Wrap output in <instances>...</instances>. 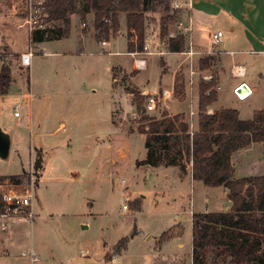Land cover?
<instances>
[{
  "label": "rangeland",
  "instance_id": "1",
  "mask_svg": "<svg viewBox=\"0 0 264 264\" xmlns=\"http://www.w3.org/2000/svg\"><path fill=\"white\" fill-rule=\"evenodd\" d=\"M22 4L21 0H0V67L7 63L13 79L9 92L0 95V130L10 138L8 158L0 159V177L20 174V184L25 185L33 175L34 218L31 225L8 221L7 264H190L191 217L193 222L195 212L206 204L208 211L224 210L225 188L199 189L189 179L181 180L176 168L139 166L146 153L144 136L137 132L139 118L159 116L166 107L157 103L156 111L148 113L147 97H143L134 115L123 89L133 92L135 85L155 94L168 85L170 76L161 75L165 63L159 62L158 50L170 36H181L178 30L170 34V26L175 28L180 21L181 9L176 10L179 21L168 24L164 38L161 10L147 15L144 43L155 41L157 47L129 55L133 64L150 61L139 72L137 67L132 71L131 60L124 54V27L122 37L117 34V41L101 50L102 41L96 40L91 20L83 25L73 15L67 34L58 35L55 31L62 25L51 23L48 39L32 44L22 26ZM172 6L170 0V14ZM218 29V21H206L200 29L205 43ZM89 39L94 43L83 45ZM29 50L35 55L30 66L23 67L20 56ZM107 50L119 55H108ZM137 72L130 81L133 85L128 84V77ZM204 77L196 80L197 103L199 83L208 82ZM248 102L236 100L227 89L219 94V103L225 107L245 110ZM182 107L189 111L190 102ZM192 107L195 110V101ZM38 159L40 167L35 169ZM235 175H264V146H254ZM135 201L140 202L139 210L131 208ZM123 238H127L125 249L106 260ZM31 250L38 252L33 263Z\"/></svg>",
  "mask_w": 264,
  "mask_h": 264
},
{
  "label": "trees",
  "instance_id": "2",
  "mask_svg": "<svg viewBox=\"0 0 264 264\" xmlns=\"http://www.w3.org/2000/svg\"><path fill=\"white\" fill-rule=\"evenodd\" d=\"M170 0H44L47 22L62 25L55 32L67 34L71 16H77L83 24L91 16L96 40L114 38L119 29V16L124 15L128 32V53L143 52L147 15L161 10L160 34L167 35V26L179 21V11L170 14ZM131 30L134 34H131ZM49 29L35 31L32 44L45 39ZM170 52H183L184 39L178 35L167 39ZM11 68L5 62L0 67V95H6L11 87ZM214 81L200 82L198 97L197 129L192 130L185 116H163L160 119L141 115L137 132L143 135L145 159L139 166H178L184 174L190 166L193 181L210 188L223 187L230 203L227 212H208L193 215L192 250L190 264H264V175L234 178L231 157L238 150L253 143L264 142V111L242 121L238 112L224 109L212 116L206 109L217 98ZM136 111L143 97L134 95ZM39 159L35 169L40 166ZM23 175L0 177V183L8 180L20 183ZM131 208L140 209L135 201ZM1 209V206H0ZM127 238L121 239L107 255H119L126 247ZM169 264H183L179 262Z\"/></svg>",
  "mask_w": 264,
  "mask_h": 264
},
{
  "label": "crops",
  "instance_id": "3",
  "mask_svg": "<svg viewBox=\"0 0 264 264\" xmlns=\"http://www.w3.org/2000/svg\"><path fill=\"white\" fill-rule=\"evenodd\" d=\"M191 6L187 7L185 3L181 4V12H180V21L178 25L170 26V34L175 32V30L180 31L181 36L184 39V49L183 52H169L167 49V43H162L159 45V62L165 63L162 67L165 69V73L163 69H161V75L169 74L170 80L168 81V85L165 88L161 86L158 89V92L155 94H146L138 87L133 85L130 81L133 79L141 70H146L148 65L150 64L149 60L144 61V65L139 67L138 62L135 60L134 64L132 63V59L128 54L127 42H128V30L126 27V19L122 14L119 16V24L121 27L125 28V48L127 54L131 60V64L129 65L133 71V69L139 68V72L133 74L128 77V84H132L135 89L133 92H129L125 90L123 87L126 96L130 99L131 105L133 107V113L136 115V104L134 102V95L141 96L144 98H148L150 96H155L158 98V103H164L166 107V111H163L159 116L153 114L148 115L149 117L160 119L161 117L174 116L177 114H182L185 116L186 122L190 124V128L192 130L197 129L198 123V103L195 96V87L196 80L199 75H204L207 79L206 81H214L216 83L215 92L217 94L216 101L209 105L206 109V115L212 116L215 113L224 110V109H233L238 112V117L242 121H248L253 118L255 113L264 111V0H190ZM174 0H172V3ZM239 5V6H238ZM91 20V16L87 17V20ZM218 21L221 29H218L216 32H222V41L216 46L212 47L211 45V35L206 37V43L204 41V36L201 33L200 29H203L206 21L212 20ZM189 20L191 21V33L190 36L187 37L184 32H182L184 27H187L189 24ZM175 23V22H174ZM119 29V36L122 37L121 30ZM215 32V33H216ZM94 34V32H93ZM214 33H212L213 35ZM211 36V37H210ZM109 37L106 40V45L102 48L100 44L101 50L106 48L108 44L112 41H117V38ZM170 38H175L170 36ZM84 41L83 45L87 46L91 43H94L93 40ZM101 41V40H100ZM111 42V44H112ZM98 46V44H96ZM113 45H116L113 44ZM148 48L156 45L155 41L148 44ZM157 47V45H156ZM189 49H192L196 54L192 56H188L187 52ZM105 51V50H104ZM207 52H211L208 54ZM232 53V54H229ZM108 55H119L118 52L108 51L106 52ZM140 54H144L141 52ZM154 56V55H153ZM127 68H123L124 70H128ZM116 67H121L116 65ZM115 66L113 67V71ZM124 74V72H121ZM124 77V76H122ZM114 78V75H113ZM12 79V77H11ZM13 82V79H12ZM246 84V86L250 89L251 93L244 99L238 100L233 90L236 89L240 84ZM200 84V83H199ZM183 85L186 87V90H183ZM222 89L230 90L232 95L238 101H247L248 105H246L245 110L235 109L230 107H225L221 103H219V94ZM167 91L166 98L163 97L162 92ZM184 94L187 96L184 97ZM132 97V99H131ZM146 98V100H147ZM170 98V101L167 99ZM180 100H179V99ZM186 101L190 102L189 111H185L183 109V105ZM195 101L196 108L192 107V102ZM147 102V101H146ZM146 104V103H145ZM159 105L157 104L156 108ZM145 107V105H144ZM135 110V111H134ZM147 111L148 113L155 112ZM190 112L193 114L190 115ZM17 117V116H14ZM57 132V129L49 132L48 135H54ZM143 136V135H142ZM145 138V137H144ZM256 145L264 146V142L253 143L250 146L238 150L231 157V165L234 170V178L239 179V177L235 175V170L237 167L241 166V163L245 160V156L252 150V148ZM171 168H176L179 172L180 179H189L192 186L199 187V189L210 187L204 186L201 182L193 181L191 177V169L190 166L186 167V177H182L184 175L178 166H172ZM20 175V174H17ZM14 176V175H12ZM36 180L38 179V174L35 172ZM258 176V175H254ZM261 176V175H259ZM8 177V176H2ZM251 177V176H245ZM222 190L223 187H217ZM225 189V196H226ZM33 204V203H32ZM33 207V206H32ZM230 208V203L227 200L225 204V208L222 211H208L207 204L203 205L202 209L195 212V214H204L208 212H227ZM193 212V213H194ZM191 213V215L193 214ZM28 223V222H24ZM9 224V223H8ZM31 225L32 222H29ZM191 231H192V217L190 220ZM11 225V224H10ZM8 226L5 230L0 229V261L7 264L8 263V255L9 249L7 246L9 245V241L11 239L10 234L7 233ZM12 231L14 228H11ZM15 231V230H14ZM16 232V231H15ZM14 232V233H15ZM16 235V234H13ZM176 238H179L176 236ZM191 242H192V234H191ZM182 245L179 244L178 247ZM35 255L38 253L36 250L30 251ZM191 254V250H190ZM179 256V255H178ZM53 258V257H52ZM32 263V262H31ZM172 263V262H171Z\"/></svg>",
  "mask_w": 264,
  "mask_h": 264
},
{
  "label": "built area",
  "instance_id": "4",
  "mask_svg": "<svg viewBox=\"0 0 264 264\" xmlns=\"http://www.w3.org/2000/svg\"><path fill=\"white\" fill-rule=\"evenodd\" d=\"M23 5V13L25 15L24 24L22 25L27 30L29 36L31 37L33 32L42 31L48 28L49 23L46 18L47 15L44 11V0H21ZM187 7L191 6V1L187 0L185 3ZM173 9L178 10L181 9V4L178 2H173ZM84 25V24H83ZM182 32L189 37L191 33V21L189 20V24L187 27H184ZM117 34H120L118 31ZM131 34H134V31L131 30ZM222 32L218 31L214 33L211 37V45L212 47L218 46L222 41ZM101 47L103 48L106 45L105 41H102ZM143 49H148V45L144 43ZM192 49H189L187 54L188 56H192L196 54ZM211 54V52H207ZM131 56L138 55L137 53H128ZM232 54V53H229ZM35 54L29 50L21 54L20 61L23 67H29L31 63V59ZM137 61V60H136ZM139 67L144 65V61H137ZM204 79H207L204 77ZM235 97L238 100H244L250 93V89L248 93L244 96H241L237 93V88L233 90ZM163 97L169 96L167 95V91L162 92ZM159 102L158 98L155 96H150L147 99L145 104L146 111H154L157 103ZM193 113L190 112V115ZM14 116H17V113H14ZM33 175L31 176V180L27 184L13 183L8 180H5L0 183V229L5 230L8 226V221L13 220L17 222H32L34 218V214L32 212V200H33ZM123 209H126L124 206ZM30 261L33 263L36 261L37 257L33 252L29 253Z\"/></svg>",
  "mask_w": 264,
  "mask_h": 264
},
{
  "label": "water",
  "instance_id": "5",
  "mask_svg": "<svg viewBox=\"0 0 264 264\" xmlns=\"http://www.w3.org/2000/svg\"><path fill=\"white\" fill-rule=\"evenodd\" d=\"M249 88L246 84L242 83L237 87V93L241 96H244L248 93ZM10 149V138L7 134L3 133L0 130V159L6 160L9 155Z\"/></svg>",
  "mask_w": 264,
  "mask_h": 264
}]
</instances>
